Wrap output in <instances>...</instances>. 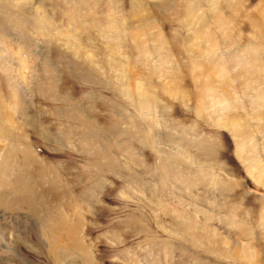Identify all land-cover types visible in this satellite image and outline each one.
<instances>
[{"label": "rangeland", "instance_id": "rangeland-1", "mask_svg": "<svg viewBox=\"0 0 264 264\" xmlns=\"http://www.w3.org/2000/svg\"><path fill=\"white\" fill-rule=\"evenodd\" d=\"M0 264H264V0H0Z\"/></svg>", "mask_w": 264, "mask_h": 264}, {"label": "bare ground", "instance_id": "bare-ground-1", "mask_svg": "<svg viewBox=\"0 0 264 264\" xmlns=\"http://www.w3.org/2000/svg\"><path fill=\"white\" fill-rule=\"evenodd\" d=\"M5 171V170H4ZM6 173V172H5ZM5 177V176H4Z\"/></svg>", "mask_w": 264, "mask_h": 264}]
</instances>
